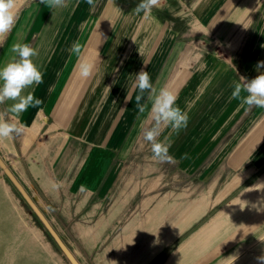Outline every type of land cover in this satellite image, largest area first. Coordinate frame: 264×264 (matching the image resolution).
<instances>
[{
    "label": "crops",
    "instance_id": "1",
    "mask_svg": "<svg viewBox=\"0 0 264 264\" xmlns=\"http://www.w3.org/2000/svg\"><path fill=\"white\" fill-rule=\"evenodd\" d=\"M139 2L65 0L53 9L25 0L0 44V67L18 58L14 43L36 49L43 83L23 94L43 103L20 115L24 134L4 140L16 163L1 146L0 156L79 264H261L264 254L254 252L264 253V108L241 107L231 93L237 74L251 76L264 60V0H162L147 17L133 11ZM195 28L228 40L233 52L188 64L179 49ZM77 41L79 56L70 51ZM80 59L93 64L87 79ZM142 69L155 89L143 94V113L132 87ZM164 87L188 112L186 134L183 127L167 136L176 168L199 181L215 176L213 184L117 187L120 165L150 122V95ZM12 103L0 104L6 118ZM33 213L0 174V264L62 261Z\"/></svg>",
    "mask_w": 264,
    "mask_h": 264
},
{
    "label": "clouds",
    "instance_id": "2",
    "mask_svg": "<svg viewBox=\"0 0 264 264\" xmlns=\"http://www.w3.org/2000/svg\"><path fill=\"white\" fill-rule=\"evenodd\" d=\"M25 0H0V44L6 39L7 35L13 29L17 14ZM49 8L63 7L65 0H41ZM89 5L93 0H87ZM162 0H140L133 10L135 13H143L147 17L153 8H161ZM247 28V25H244ZM11 51L16 55V59L0 67V104L6 101H13L7 108V113L11 116L6 118V113L0 112V143L6 139H11L13 135H22L26 132V126L20 123L19 117L26 112L29 107H38L43 101L29 92L24 95L25 89L34 84L43 83V73L32 59L38 55L36 49L29 44L14 43ZM71 53L79 56L81 53V44L79 41L73 43L70 49ZM146 64V63H145ZM264 67V61L257 65V69ZM77 71L81 78L87 79L93 71V64L87 60L80 59L77 65ZM134 89L139 90L136 96L137 107L143 113L145 107L139 102L146 91L153 89L151 78L148 71L143 69L135 74V80L132 83ZM246 93V95H242ZM232 99H238L240 106L264 108V72H261L255 78L247 79L241 76L239 82L234 83V90L231 93ZM130 100L129 96L126 97ZM151 108L149 118L153 121V126L143 132V140L150 144L152 159L158 162H173V157L169 155L171 141L168 137L161 141L158 138L162 131L170 127L173 132H178L181 128L187 126V114L176 105V95L167 87L161 88L158 94L150 95ZM264 241V237L259 238ZM261 264H264V256L258 257Z\"/></svg>",
    "mask_w": 264,
    "mask_h": 264
},
{
    "label": "rangeland",
    "instance_id": "3",
    "mask_svg": "<svg viewBox=\"0 0 264 264\" xmlns=\"http://www.w3.org/2000/svg\"><path fill=\"white\" fill-rule=\"evenodd\" d=\"M252 25H250L249 29H247V32L245 34V42L248 39V37L251 35L253 32ZM200 30L194 29L193 34L191 35L192 38L186 39V42L191 41V44H186L184 47H181L179 49V57L183 59L184 55L189 56V63L195 66L198 64L197 58L201 57L202 54L206 52L210 53H215V54H224L228 55L230 52H233V48L235 47L232 46V44L227 40V41H219L216 42V39L212 36H204L201 37V34L198 32ZM182 46V45H181ZM264 61V60H260ZM240 69V68H239ZM241 71V70H240ZM261 72H264V67L260 68L259 70L257 67L254 69L252 72L251 76L244 75L238 73L240 77H246L247 79H252L255 78L257 75H259ZM212 95H216V92H213ZM176 103L180 102L178 95L176 96ZM257 108V107H256ZM188 114V112H184ZM149 123H147V127L143 129L141 134L138 136L140 137L139 140H137L134 144V146L130 150V156L127 160H124L122 164L120 165V179L119 182L117 183V187L122 186L123 188L129 190V189H145V188H161V187H177V186H192L193 183H196V185H203L207 187L208 184H213L212 180L215 176H209V174L202 178L201 181L198 180V176L192 175V176H187L185 174H182L181 172L178 171V169L175 166L174 162H158L153 160L152 157V152H151V146L147 142L143 140V132L145 130L150 129L153 126V121L149 118ZM189 130V127L184 128V130L180 133V135H185L186 131ZM176 132H173L170 127L165 128L162 131L161 136L158 138L159 140L163 141L165 140V137L167 136H174ZM179 140V138L177 139ZM175 143L171 145L169 148V155L171 152L174 150ZM1 146V145H0ZM1 148L5 149L4 146H1ZM7 152V151H6ZM5 152V153H6ZM224 159V157H223ZM222 160V158H221ZM226 172V171H225ZM0 174L4 177H6L5 173L0 169ZM229 173H224V177L227 176ZM7 181L12 185L13 190L17 193L18 197H21L23 202L26 203V207L32 212V208L29 206V204L26 202V200L23 198V195L21 192H19L12 182L9 180L8 177ZM165 178V179H162ZM157 180V182H152L153 180ZM164 180L163 183H161ZM220 184H223L222 182H219ZM158 184V185H157ZM157 185V186H156ZM156 186V187H155ZM121 187V188H122ZM117 189V188H116ZM264 209V208H263ZM262 209L261 213L264 212ZM33 216L35 218V214L33 213ZM36 219V218H35ZM38 219V217H37ZM40 221V220H39ZM264 228V227H263ZM262 229H259L257 233L253 235L254 242L257 240L258 236L261 235ZM46 235L47 237L53 242V245L57 252L59 254H62L63 258L62 261L59 262L58 264H71L70 261L67 259L65 254L62 253L56 242H54L53 238L47 233L46 230ZM255 257L262 253V248L260 249H255ZM51 259V257H50ZM259 264V261L257 262Z\"/></svg>",
    "mask_w": 264,
    "mask_h": 264
},
{
    "label": "water",
    "instance_id": "4",
    "mask_svg": "<svg viewBox=\"0 0 264 264\" xmlns=\"http://www.w3.org/2000/svg\"><path fill=\"white\" fill-rule=\"evenodd\" d=\"M0 169L5 173L6 177L9 178V180L12 182L14 187L22 193L24 199L26 202L29 204V206L33 209L35 214L38 215V217L41 219L43 223H45L48 231L50 232L51 236L55 238L57 241L59 247L63 251V253L67 256V258L71 261L72 264H79L77 259L75 258L74 254L71 253L69 248L65 245V243L62 241L61 238L57 235L55 230L51 227L50 223L47 222L43 212L41 211L40 207H38L36 201L33 200L31 195L26 191L24 188L23 184L18 180V178L13 174L12 170L9 168L8 164L6 161H4L1 156H0Z\"/></svg>",
    "mask_w": 264,
    "mask_h": 264
},
{
    "label": "bare ground",
    "instance_id": "5",
    "mask_svg": "<svg viewBox=\"0 0 264 264\" xmlns=\"http://www.w3.org/2000/svg\"><path fill=\"white\" fill-rule=\"evenodd\" d=\"M36 134V132H34V135ZM30 140H31V137H30ZM1 146H4L6 148V155H8L7 157H9V159H11V161H13L14 163H16V155L11 153V149L8 145H6V142L3 141L2 143H0ZM2 158V157H1ZM3 159V158H2ZM4 160V159H3ZM7 163V162H6ZM236 259V258H235ZM231 261V260H230ZM229 261V262H230Z\"/></svg>",
    "mask_w": 264,
    "mask_h": 264
}]
</instances>
